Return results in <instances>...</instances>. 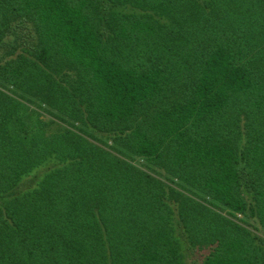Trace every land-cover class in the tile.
<instances>
[{"label":"trees","instance_id":"trees-1","mask_svg":"<svg viewBox=\"0 0 264 264\" xmlns=\"http://www.w3.org/2000/svg\"><path fill=\"white\" fill-rule=\"evenodd\" d=\"M183 243L264 264V0H0V264Z\"/></svg>","mask_w":264,"mask_h":264},{"label":"rangeland","instance_id":"rangeland-1","mask_svg":"<svg viewBox=\"0 0 264 264\" xmlns=\"http://www.w3.org/2000/svg\"><path fill=\"white\" fill-rule=\"evenodd\" d=\"M53 128H55V126H53ZM177 232H179V230L176 229ZM181 240V237H180ZM183 247V253H184V259H185V264H198L197 261L194 262L193 261V256L190 254V252L187 250L186 244H184Z\"/></svg>","mask_w":264,"mask_h":264}]
</instances>
